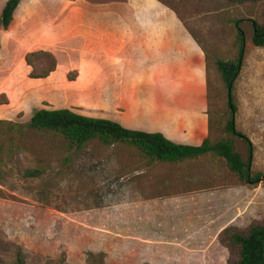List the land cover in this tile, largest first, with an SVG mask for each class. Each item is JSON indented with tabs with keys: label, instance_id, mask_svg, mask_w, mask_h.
I'll return each mask as SVG.
<instances>
[{
	"label": "rangeland",
	"instance_id": "1",
	"mask_svg": "<svg viewBox=\"0 0 264 264\" xmlns=\"http://www.w3.org/2000/svg\"><path fill=\"white\" fill-rule=\"evenodd\" d=\"M34 1L36 5L30 10L31 16L35 17L32 22L33 20L39 22L34 32L42 33L43 39L53 31L52 23L59 18L54 13L63 8V1ZM88 1L92 4L110 5L126 2V0ZM143 2L146 5L156 3L159 12L147 10ZM153 2L150 0L126 2V43L115 45L113 40L110 43L105 40L104 43L100 41L101 37L93 34L83 42L77 37L64 35L58 46L51 45L50 48H45V45L39 47L37 44L24 43V27L21 20L26 16V12L21 2V7L15 12V32L10 34L9 39L1 40L0 31V104H10L8 108H11L41 99L44 105L50 107L74 105L72 101L68 102L70 97L64 92L57 93L52 90L46 94L39 93V96L33 94L44 85L41 82H34L29 75L43 73L53 66V71H57L56 52L62 59H59L62 65L65 67L67 65L66 69H63L64 67L59 69V72L63 73L61 78L64 81L76 78L79 52L84 55L82 61L84 66L106 64L107 71L114 68L119 73L113 75L114 72H109L112 76H98L100 84L111 78L149 80V60L146 59L149 57V45L140 44L136 48V44L130 42L129 38L138 35L143 36L144 40L145 36H151L158 30L146 27L152 25V21L158 22L155 25H160L165 19L177 18L206 51L209 88L207 110L218 124L213 125L210 132V138L214 142L222 137H228V134L220 130V126L230 117L228 89L221 79L216 61L236 58L235 20L242 19L238 25L243 31L245 44L240 69L232 89L233 102L237 108L233 115L234 124L252 144L250 169L253 172H264V47L252 44L253 28L250 21L264 8V1L256 4H233L228 0ZM138 20L142 21L139 24L140 28L135 23ZM30 52L37 53L29 57L31 64L28 65L25 55ZM86 55L98 59L86 60L88 58ZM121 69H125L124 75L120 72ZM99 73H102V69ZM88 78L90 77L85 76L83 80L86 82ZM57 79L58 76H53L52 82ZM87 83L88 81L85 83L86 86ZM97 84L91 82L90 86L93 85L95 89ZM126 92L125 95L133 94L131 91ZM95 93L90 90L82 92L79 97L76 95L75 98L82 101ZM81 96L84 98L80 99ZM101 99L102 96L99 97V100ZM11 121L27 122L22 121L20 116ZM26 138L28 140L24 143L25 150L13 152L10 159L0 164V264H17L18 256L23 264H228L229 253L219 243L218 234L215 237L217 231H151V234L163 240L149 242L142 237V231H126L137 234L138 241H130L120 236V231L89 230L93 227V220L96 228L102 226L112 228L108 221L119 215L120 209L125 212L132 208L135 212L139 204L133 203V200L139 197V193L144 195L153 191L157 193L167 181L168 184L174 183L175 187L185 191L221 190L236 184L243 188L239 189L235 203L238 214L235 226L243 228L253 221L264 220V183L255 186L241 184L236 175L227 169L225 162L216 156H207L181 167L155 165L142 174L152 175V179L148 177L141 181L137 179L141 175L136 171L140 170L144 162L140 159L139 153L128 146L119 145L105 149L93 143L70 158V162H65L70 152L63 151L61 144L54 141L51 143L58 147L57 152L52 154L47 148L50 141L33 135ZM235 146L246 159L248 149L243 139L238 137ZM38 159H43L45 171L38 177H24V169L42 164ZM169 189L167 185L163 191L168 192ZM125 200L132 203L121 206L120 202ZM201 232H205V240L209 239L206 251L199 250L205 243L183 245L181 242L176 244L172 241L169 244L164 240L167 235L174 237L190 233L193 236ZM161 249H182L183 258L169 259L162 255ZM89 252H104L105 257L101 261L97 256L89 257ZM147 253L153 256L148 261L151 263L144 261Z\"/></svg>",
	"mask_w": 264,
	"mask_h": 264
},
{
	"label": "crops",
	"instance_id": "2",
	"mask_svg": "<svg viewBox=\"0 0 264 264\" xmlns=\"http://www.w3.org/2000/svg\"><path fill=\"white\" fill-rule=\"evenodd\" d=\"M63 8L55 11L59 18L52 23L53 31L48 33L46 38L41 39L42 33L35 31L39 26L32 19L30 10L35 7L34 0H20L16 10L23 7L26 16L21 20L24 27V43L28 45L37 44L39 47L50 48L51 45H57L65 37H77L82 42L94 36L101 37L100 41L107 40L109 43L113 40L115 45L126 43V2L138 0H126L110 5V3L92 4L88 0H62ZM142 1V0H141ZM153 2L154 0H150ZM6 0H0V12ZM23 4L20 6V3ZM147 10H157L158 6L146 5ZM65 6V8H64ZM13 20L7 30L2 32V39H9L15 28V12ZM64 12V13H63ZM159 12V11H158ZM53 14V15H54ZM63 15V16H60ZM162 24L155 25L158 22L152 21V25L146 27L157 28L151 36H131L130 42L137 46L140 44L149 45V69L150 79H119L111 78L98 83V76L119 75L116 69L109 68L106 64L101 66H84L82 64L84 55L77 54L76 63L77 76L73 80H63L59 69L66 67L62 65L58 52L57 73L52 71L44 78H31L34 82L42 83V89H37L33 94L39 96V93L46 94L52 90L57 93L64 92L70 97L74 105H64L63 107H50L44 105L41 99L34 103H24L16 107H10V104H0V118L15 120L20 116L22 121H28L34 109H59L68 108L76 113L105 118L120 123L125 128L131 130L144 131L148 133H161L168 140L185 145H200L208 135V116H207V63L206 56L202 50L200 42L190 33L186 26L177 18L173 20H163ZM42 22H40L41 25ZM136 26L140 28L142 21H135ZM33 28V29H32ZM105 43V42H104ZM88 57V55H86ZM60 59V60H59ZM97 60L98 57H88L86 60ZM137 60V59H136ZM102 69V73L99 71ZM122 74L126 73L121 69ZM58 76V79L52 82V77ZM90 77L86 80L83 77ZM97 84L95 89L90 84ZM87 89V90H86ZM94 91L96 93L88 99L78 101L75 96L82 92ZM40 91V92H39ZM131 91L133 94L125 95L124 92ZM127 93V92H126ZM69 94V95H68ZM102 99L99 100V97ZM81 96L80 99H83ZM61 103V102H59ZM85 105V106H83ZM155 165L142 166L136 171L141 175L137 179L146 180L145 170ZM160 167V166H158ZM170 189L164 192V186ZM238 185H230L221 190H183L175 187L174 183L165 185L158 189L157 193L153 191L148 195L139 193V197L133 200V203L139 204V208L133 212L132 208L113 216L108 221L112 228L105 226L96 228L95 220L90 231H120V236H124L130 241H138L137 234L126 231H142V237L149 242H162V238L155 237L151 231H217L214 235L228 225H236L237 207L236 199L239 196ZM147 189V188H146ZM145 190V189H143ZM244 193V191L242 190ZM132 203L122 201L120 205ZM104 222H106L104 220ZM150 233V234H149ZM205 232L191 235L184 233L177 236H166V242L175 241L176 244L185 243H205L203 249L206 251L209 239L205 240ZM212 235V237L214 236ZM134 238V239H133ZM189 250V249H188ZM163 256L169 259H182L184 250L161 249ZM190 254L189 251H186ZM144 258V261H150V253ZM151 263V262H148Z\"/></svg>",
	"mask_w": 264,
	"mask_h": 264
},
{
	"label": "trees",
	"instance_id": "3",
	"mask_svg": "<svg viewBox=\"0 0 264 264\" xmlns=\"http://www.w3.org/2000/svg\"><path fill=\"white\" fill-rule=\"evenodd\" d=\"M261 1L264 0H228L233 4H256ZM19 2L20 0H6L0 12V30L8 29ZM241 20H235L237 27L236 58L234 60L218 59L216 61L217 69L227 89L232 83L230 95L228 96L230 117L220 126V130L228 134V137H222L214 142L211 140V129L213 125L218 126V124L208 110V135L200 145L192 146L174 143L161 133L131 130L118 122L85 116L68 108H40L33 111L27 122L0 120V164L10 159V154L13 152L25 150L24 143L28 140L26 137L33 135L50 141L47 143V148L52 154H55L58 150L56 144H61L63 151L70 152V156L65 158V162H70V158L81 153L88 145L93 143L99 144L105 149L123 145L133 148L139 153L140 159L144 162L141 167L159 164L181 167L187 163L196 162L213 155L225 162L227 169L236 175L241 184L255 186L264 183V172H253L250 169L252 151L250 140L245 134L238 131L234 124L233 115L237 108L233 102L232 89L233 82L240 69L244 48L243 31L238 25ZM250 21L253 28L252 44L257 47H264V8L259 10ZM201 47L205 54L206 51L202 44ZM36 53L30 52L25 55V61L28 65L31 64L29 57ZM53 67L43 73L30 74L29 76L31 78H44L53 71ZM206 79L208 81L207 76ZM206 98L209 99L208 86L206 88ZM238 137L242 138L247 145L248 157L246 159L236 150L235 140ZM53 141L56 143L55 145L51 144ZM5 148L6 150H4ZM35 152L37 154V151ZM38 161L42 164L24 169V177H38L45 171L46 165L43 164V159H38ZM217 239L228 250V264H264V220L253 221L243 228L228 225L219 231ZM88 256H97L103 261L105 253L89 252ZM16 260L17 264H23L19 256Z\"/></svg>",
	"mask_w": 264,
	"mask_h": 264
},
{
	"label": "water",
	"instance_id": "4",
	"mask_svg": "<svg viewBox=\"0 0 264 264\" xmlns=\"http://www.w3.org/2000/svg\"><path fill=\"white\" fill-rule=\"evenodd\" d=\"M244 44H245V41H244ZM231 84H232V83H230V85H229V87H228V96L230 95Z\"/></svg>",
	"mask_w": 264,
	"mask_h": 264
}]
</instances>
